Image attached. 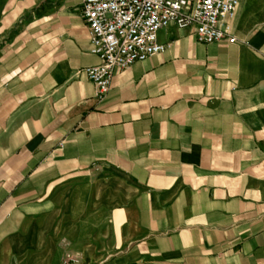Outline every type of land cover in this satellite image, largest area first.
Masks as SVG:
<instances>
[{
  "label": "crops",
  "instance_id": "0c3cea01",
  "mask_svg": "<svg viewBox=\"0 0 264 264\" xmlns=\"http://www.w3.org/2000/svg\"><path fill=\"white\" fill-rule=\"evenodd\" d=\"M237 42L84 70L81 0H0V264H264V0Z\"/></svg>",
  "mask_w": 264,
  "mask_h": 264
},
{
  "label": "built area",
  "instance_id": "2783aa9c",
  "mask_svg": "<svg viewBox=\"0 0 264 264\" xmlns=\"http://www.w3.org/2000/svg\"><path fill=\"white\" fill-rule=\"evenodd\" d=\"M90 53L101 64L84 74L95 84L96 98L106 99L116 70L163 54L161 30L175 26L195 31L197 42H237L233 36L240 0H81ZM81 256L67 252L62 264H81Z\"/></svg>",
  "mask_w": 264,
  "mask_h": 264
}]
</instances>
